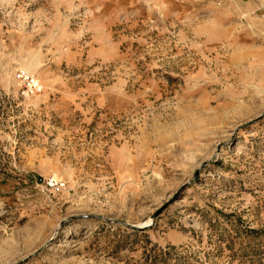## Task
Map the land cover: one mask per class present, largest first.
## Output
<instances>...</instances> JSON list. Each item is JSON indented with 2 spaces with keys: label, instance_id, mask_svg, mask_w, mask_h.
<instances>
[{
  "label": "rangeland",
  "instance_id": "374dc122",
  "mask_svg": "<svg viewBox=\"0 0 264 264\" xmlns=\"http://www.w3.org/2000/svg\"><path fill=\"white\" fill-rule=\"evenodd\" d=\"M0 264H264V0H0Z\"/></svg>",
  "mask_w": 264,
  "mask_h": 264
},
{
  "label": "water",
  "instance_id": "95a60500",
  "mask_svg": "<svg viewBox=\"0 0 264 264\" xmlns=\"http://www.w3.org/2000/svg\"><path fill=\"white\" fill-rule=\"evenodd\" d=\"M161 211H162V210H160V212H161ZM160 212H159L158 214H160ZM158 214H157V215H158Z\"/></svg>",
  "mask_w": 264,
  "mask_h": 264
},
{
  "label": "built area",
  "instance_id": "2783aa9c",
  "mask_svg": "<svg viewBox=\"0 0 264 264\" xmlns=\"http://www.w3.org/2000/svg\"><path fill=\"white\" fill-rule=\"evenodd\" d=\"M50 185H53V183H50Z\"/></svg>",
  "mask_w": 264,
  "mask_h": 264
}]
</instances>
